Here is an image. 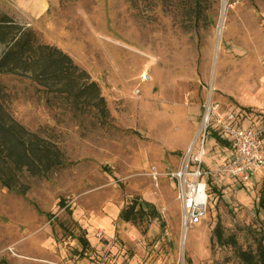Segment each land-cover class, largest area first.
Here are the masks:
<instances>
[{"label":"rangeland","instance_id":"374dc122","mask_svg":"<svg viewBox=\"0 0 264 264\" xmlns=\"http://www.w3.org/2000/svg\"><path fill=\"white\" fill-rule=\"evenodd\" d=\"M16 2L0 0V13L88 71L108 115L0 73L7 111L65 159L25 171V193L0 183V264H245L239 252L264 239V170L247 185L205 176L207 214L185 243L172 173L203 143L207 170L229 158L221 131L199 135L210 97L245 127L263 119L264 0H211L209 22L190 29L159 0H43L37 12ZM135 199L160 219H122Z\"/></svg>","mask_w":264,"mask_h":264},{"label":"trees","instance_id":"16d2710c","mask_svg":"<svg viewBox=\"0 0 264 264\" xmlns=\"http://www.w3.org/2000/svg\"><path fill=\"white\" fill-rule=\"evenodd\" d=\"M166 11H177L182 24L190 29L200 28L210 20L211 0H159ZM0 73L28 77L43 87L48 93L64 96L75 106L83 105L96 110V115H108L105 98L99 84L85 69L77 65L73 58L62 49L40 41L36 32L17 22L10 14L0 13ZM220 143L222 138L213 136ZM65 164L62 151L49 139L28 130L15 120L3 103L0 85V183L11 190L25 193L18 187L21 175L26 171L31 175H45L54 168ZM264 208V198H261ZM147 207V208H146ZM149 216L159 217L160 212L147 201L134 202L122 210L125 221H140ZM245 264H264V239L257 251H240Z\"/></svg>","mask_w":264,"mask_h":264},{"label":"built area","instance_id":"2783aa9c","mask_svg":"<svg viewBox=\"0 0 264 264\" xmlns=\"http://www.w3.org/2000/svg\"><path fill=\"white\" fill-rule=\"evenodd\" d=\"M147 80V77H143ZM219 103L210 97L205 105V113L200 137L206 138L208 130H219L228 140L231 154L215 170H207L203 159L205 144L195 151L192 146L179 170L172 176L177 181L178 199L183 211V226L190 228L202 223L207 214L209 195L208 181L204 177L213 175L233 178L245 185L253 183L257 173L264 170V108L262 122L258 126L245 127L243 117L233 111L223 112Z\"/></svg>","mask_w":264,"mask_h":264},{"label":"crops","instance_id":"0c3cea01","mask_svg":"<svg viewBox=\"0 0 264 264\" xmlns=\"http://www.w3.org/2000/svg\"><path fill=\"white\" fill-rule=\"evenodd\" d=\"M10 1H17L16 3L18 4L19 8L20 7L21 8L27 7V0H10ZM42 4H43V0H34V2L31 3L30 6H29V10H32L31 12H37V11H39L41 9ZM261 122H262V120H260V122L258 121L257 123L256 122H253L250 126H258V125L261 124ZM226 150H228L229 156H230L231 151H230L229 145L226 146Z\"/></svg>","mask_w":264,"mask_h":264},{"label":"bare ground","instance_id":"6f19581e","mask_svg":"<svg viewBox=\"0 0 264 264\" xmlns=\"http://www.w3.org/2000/svg\"><path fill=\"white\" fill-rule=\"evenodd\" d=\"M226 2L224 3V10L222 11V20H221V24H220V31H219V34L221 35L222 34V31H223V24H224V20H225V14H226ZM187 230L185 228L184 232H183V236H182V240L183 242L185 243L186 240H187Z\"/></svg>","mask_w":264,"mask_h":264},{"label":"water","instance_id":"95a60500","mask_svg":"<svg viewBox=\"0 0 264 264\" xmlns=\"http://www.w3.org/2000/svg\"><path fill=\"white\" fill-rule=\"evenodd\" d=\"M219 31H220V29H219Z\"/></svg>","mask_w":264,"mask_h":264}]
</instances>
